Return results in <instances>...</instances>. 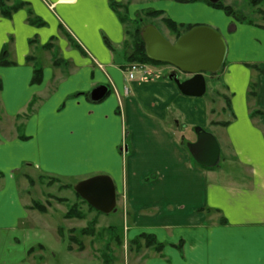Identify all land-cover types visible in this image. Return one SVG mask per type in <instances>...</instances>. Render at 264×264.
Returning <instances> with one entry per match:
<instances>
[{"label": "crops", "instance_id": "crops-1", "mask_svg": "<svg viewBox=\"0 0 264 264\" xmlns=\"http://www.w3.org/2000/svg\"><path fill=\"white\" fill-rule=\"evenodd\" d=\"M17 1L28 8L0 17V55L8 51L14 63L0 65V231L16 229L35 211L30 184L29 201L21 195L26 167L67 190L71 181L107 175L128 242L149 234L163 245L136 251L142 264H264V20L240 22L204 0ZM114 2L127 5L132 18L160 11L179 25L224 35L225 117L200 109L166 71L129 79L127 27ZM29 10L46 25H31ZM29 56L43 70L40 84L32 83ZM99 87L108 92L94 102ZM200 124L214 129L223 166L199 167L186 148L197 140L187 137L188 128Z\"/></svg>", "mask_w": 264, "mask_h": 264}, {"label": "rangeland", "instance_id": "rangeland-1", "mask_svg": "<svg viewBox=\"0 0 264 264\" xmlns=\"http://www.w3.org/2000/svg\"><path fill=\"white\" fill-rule=\"evenodd\" d=\"M12 1L9 0V6H13L19 2L17 0ZM222 1L225 5L230 4L229 7L244 16L243 18L245 20L247 18L250 21L262 20L264 5L261 7H253L250 4V0ZM118 9L120 15L127 19L125 25L130 34L127 39V48L130 53L133 52L132 46L134 43L131 38L134 37L135 31L139 27L143 31L147 25L155 26L166 39L175 42L176 37L164 24L163 16L150 17L148 15L150 10H147L139 12L135 18H132L127 5L122 4V7ZM141 20L143 21V25H141ZM29 57L35 59V62L31 63L39 65L34 56ZM131 64L146 66L149 72L146 78L151 77L156 71L160 73L166 71L165 75H168V77L172 74H177L181 81L189 78L188 75L179 73L178 70L170 65L154 66L143 63H129L128 67ZM223 68L215 75H206L207 92L203 97L190 99L192 101H198V107L200 109L203 105L210 106L216 109L222 117H225L220 111L221 104L224 105L223 100L220 98V93L223 92L220 74ZM198 127L214 135L213 133L215 131L210 125L200 124L190 126L187 131V137L195 139V130ZM214 136L216 137V135ZM219 163L220 166L224 165L223 154ZM22 173L28 175V180H23L20 184L21 195L29 201V194L26 193V189H28L29 184L33 181V185L29 187L31 198L46 206L47 212L41 213L35 210L29 213L23 225H19L11 231H0V264H142L143 262L141 260H137L135 252L142 253L141 251L144 248L154 250V248L147 246L143 239L139 240L136 244L128 242L127 235L124 232L125 220L123 210L120 205L117 206L116 212L110 214L91 211L87 205L78 202V198L75 195V184L77 181H71L74 189L67 190L63 187L62 182H53L51 177H47L29 167L23 169ZM56 197L66 198L67 200L65 202L57 201L55 199ZM76 203H80L79 211L83 214V219H66L65 214ZM91 224L95 225L93 229L94 235L80 237L84 245V251H79L77 245L71 244L68 240V237L71 236L70 230L72 229L70 228H75L78 231ZM111 226L115 227V229L110 228ZM60 229H63L64 238L59 233ZM31 249H33L32 253H30ZM150 255L147 254L146 256Z\"/></svg>", "mask_w": 264, "mask_h": 264}, {"label": "water", "instance_id": "water-1", "mask_svg": "<svg viewBox=\"0 0 264 264\" xmlns=\"http://www.w3.org/2000/svg\"><path fill=\"white\" fill-rule=\"evenodd\" d=\"M207 1L212 4L221 2ZM141 37L150 60L173 66L179 73L189 76L185 81H181L177 74L170 76L186 97H203L207 92L205 75L217 74L226 61L227 41L219 30L211 26H195L175 42H171L155 26L147 25ZM107 92L106 87H99L90 97L94 102H99ZM195 133L197 140L188 144L193 159L202 167H216L221 157V148L216 137L201 127L196 128ZM75 190L95 210L104 214L116 212L117 191L110 176L100 175L81 181Z\"/></svg>", "mask_w": 264, "mask_h": 264}, {"label": "trees", "instance_id": "trees-1", "mask_svg": "<svg viewBox=\"0 0 264 264\" xmlns=\"http://www.w3.org/2000/svg\"><path fill=\"white\" fill-rule=\"evenodd\" d=\"M178 1L186 2V0H178ZM204 1L207 2L209 5H211L212 7L224 11L227 15L232 16L233 18H235L236 20H238L240 22L254 23V21H250L248 18L245 20L243 18L244 16L235 12L231 7L225 5L223 3V1H221L218 4H212L207 0H204ZM8 2H9V0H0V17L1 18L10 19L16 11H19L23 8H28V4L24 3L22 1H19L18 3L14 4L13 6H9ZM250 4L253 7H255V6L261 7L264 5V0H250ZM121 7H122V4H120V3H115V2L112 3L113 10L119 15L121 21L123 23H126L127 19L123 18L118 11L119 10L118 8H121ZM148 15L150 17H158V16H163L164 13L160 12V11H150V12H148ZM262 20H264V11H262ZM163 22L168 27L170 32L172 34H174L176 39L194 27L191 25H179V24L173 22L169 18H163ZM29 23L31 25L37 26L39 28L44 27L46 25V23L44 21H42L41 19L34 16L33 12L30 10H29ZM141 25H143L142 20H141ZM141 32H142V29L139 27L135 31L134 37L131 38V39H133L134 44L132 46L133 52L132 53L129 52V55H128L129 56L128 57L129 63H143V64H151L154 66H167V64L152 61L147 57L146 50H145V44H144V41L141 37ZM128 35L130 36V34L127 31V36ZM32 42H34V41H32ZM106 43H107L109 48L113 49L112 45L110 44V42L108 40L106 41ZM127 43L128 42L126 41L125 42L126 47L128 45ZM52 48H53L52 43L47 44L43 47V49H45V50H51ZM27 61L31 63V62H35V59L33 57H28ZM58 63H60L59 60L55 61V64H58ZM13 64L14 63L8 59V52L6 50H4L0 55V65L3 67H8V66H11ZM34 66H35V70H34V76L32 79V83L33 84H40L42 81V78H43V70L36 63H34ZM1 89H2V83L0 81V91H1ZM251 95L254 96L255 92L253 91L251 93ZM29 110H31V108ZM258 114H262V113L260 111H253V113H252L253 116L258 115ZM22 139H26V137H22ZM187 144L188 143H185L186 148H188ZM195 164L197 166L201 167L197 162H195ZM0 176H2L1 172H0ZM45 176H47V175H45ZM47 177H50V176H47ZM51 178H52L53 182L61 183L60 179H58L56 177H51ZM30 184L32 186L33 181H31ZM63 187L68 188L70 186L64 185ZM75 195L78 198V202H82L83 204L87 205L89 210L96 211L93 207L88 205L76 192H75ZM58 200L63 202V199H58ZM79 204L80 203H76L69 209V211L65 214L66 219H80V220L83 219V214L79 211V207H80ZM31 208L34 210H38L41 213L47 212V207L44 206L43 204H41L40 202H37V201H34L32 203ZM224 222H225V220H223V223ZM94 227H95V225L91 224V225H88V227L81 229V230H78V231H76L75 229L70 230L71 236L68 237L69 242L73 245H77L79 251H84V245L82 243V240H80V237L93 236L94 235V230H93ZM110 228L115 229V227H110ZM62 230L63 229H60L59 233L64 238L65 236H64ZM141 239L145 240L146 245L151 247V248H154V250H156L157 252L162 251L163 245L159 244L153 235L143 234L139 238L135 239L134 241H130V243L133 242L134 244H136ZM40 247H42V246H40ZM70 249H71V246H70ZM32 252H33V249L30 250V253H32Z\"/></svg>", "mask_w": 264, "mask_h": 264}, {"label": "built area", "instance_id": "built-area-1", "mask_svg": "<svg viewBox=\"0 0 264 264\" xmlns=\"http://www.w3.org/2000/svg\"><path fill=\"white\" fill-rule=\"evenodd\" d=\"M128 76L130 80H134L137 75H141L142 79L147 80L146 75L149 73L146 66L140 64H132L128 69Z\"/></svg>", "mask_w": 264, "mask_h": 264}]
</instances>
